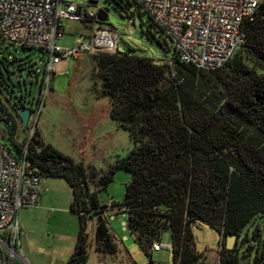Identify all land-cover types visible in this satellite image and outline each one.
Wrapping results in <instances>:
<instances>
[{"label": "trees", "instance_id": "obj_1", "mask_svg": "<svg viewBox=\"0 0 264 264\" xmlns=\"http://www.w3.org/2000/svg\"><path fill=\"white\" fill-rule=\"evenodd\" d=\"M129 1L137 14H146ZM244 30L243 56L233 55L214 71L182 63L176 53L163 62L119 51L91 55L100 81L96 90L109 100L110 117L134 141L128 156L96 181L82 162L43 143L36 133L18 143L13 120V147L6 146L15 158L40 177H65L72 188L71 210L80 217V231L68 264H86V223L94 215L96 250L116 254L108 207L99 203L98 191L108 187L117 169L128 171L130 180L123 203L112 205L128 212L130 232L149 258L147 264H162L151 252L166 230L172 244L169 264H207V256L196 248L197 225L220 235L218 264H244L239 244L231 250L225 245L228 235L239 241L252 218L264 216V5ZM0 40H5L1 34ZM42 89L43 84L41 95ZM15 108L22 123L18 111L25 105Z\"/></svg>", "mask_w": 264, "mask_h": 264}, {"label": "rangeland", "instance_id": "obj_2", "mask_svg": "<svg viewBox=\"0 0 264 264\" xmlns=\"http://www.w3.org/2000/svg\"><path fill=\"white\" fill-rule=\"evenodd\" d=\"M97 1V5H89ZM83 6L84 10L97 13L98 9L108 10V20L102 25L117 32L118 51L139 57H150L156 61H171L175 50L171 40L163 31L152 24L146 14H137L136 6L129 0H61ZM129 8L134 15H129ZM132 21L130 24L129 21ZM65 36L62 45L85 40L93 28L92 23L65 20ZM242 55L241 49L236 51ZM234 54V55H235ZM47 56L37 49L17 48L7 40H0V130L5 145L13 147L11 130L16 123L15 140L27 143L37 134L40 141L50 144L76 162H82L96 181L102 174L124 160L134 149L130 133L110 117L109 100L100 96L97 80V65L88 54L79 60L70 58L61 61L51 75L47 90L43 89V103L37 125L30 134L31 125L24 127L15 106L21 102L34 108L41 96ZM9 117V119H8ZM130 173L117 169L112 182L106 189L98 191L101 205L123 203L125 187ZM42 194L39 209L23 208L19 212V257L14 255L13 264H68L75 251L80 231V217L71 210L73 191L65 177H40ZM108 227L114 234L116 254L101 253L95 246L96 215L87 219L86 233L90 246L87 248L86 264H147L146 257L136 245L130 231L123 230L126 217L122 206L107 211ZM259 230V236L255 231ZM196 248L207 256V264H218L220 235L206 225L193 228ZM246 237V239H245ZM158 242L171 245V233L162 232ZM240 242V243H239ZM240 260L244 264H264V216L257 214L245 227L239 241ZM156 263H171V250L163 248L152 251Z\"/></svg>", "mask_w": 264, "mask_h": 264}, {"label": "built area", "instance_id": "obj_3", "mask_svg": "<svg viewBox=\"0 0 264 264\" xmlns=\"http://www.w3.org/2000/svg\"><path fill=\"white\" fill-rule=\"evenodd\" d=\"M170 38L180 62L197 69L214 71L224 67L246 40L245 24L256 19L264 0H134ZM61 0H0V34L15 47L37 49L47 56L43 90L56 66L63 60L79 59L84 54L116 53L119 36L103 27L96 13L83 6ZM65 20H90L94 25L88 40L63 46ZM129 23H132L130 20ZM41 97L43 98V92ZM42 101L31 108L30 134L37 125ZM44 190L40 176L28 170L0 142V264H13L19 257V212L39 208ZM112 203L107 211H113ZM123 230L130 231L129 214ZM106 218L112 219L106 212ZM172 246L154 242L152 251Z\"/></svg>", "mask_w": 264, "mask_h": 264}, {"label": "water", "instance_id": "obj_4", "mask_svg": "<svg viewBox=\"0 0 264 264\" xmlns=\"http://www.w3.org/2000/svg\"><path fill=\"white\" fill-rule=\"evenodd\" d=\"M97 1H89V5L96 6ZM96 19L98 22L105 23L108 20V10L107 9H98L96 13ZM18 114L22 120V124L24 127L28 125L29 118L31 115V109L28 107L22 108L18 111ZM4 138V132L0 130V140ZM237 236L236 235H228L226 239V249L231 250L235 247Z\"/></svg>", "mask_w": 264, "mask_h": 264}, {"label": "crops", "instance_id": "obj_5", "mask_svg": "<svg viewBox=\"0 0 264 264\" xmlns=\"http://www.w3.org/2000/svg\"><path fill=\"white\" fill-rule=\"evenodd\" d=\"M92 32V31H91ZM91 32L88 34V35H86V38H88L89 36H90V34H91ZM63 40H61L59 43H61ZM76 42H78V41H75V42H73L72 44H70V45H63V46H73ZM62 45V44H61ZM89 55V54H88ZM91 56V55H90ZM81 58V57H80ZM79 58V59H80ZM79 59H77V60H79ZM41 202H42V198H41ZM41 202H40V207H41ZM39 207V208H40ZM39 208H33V209H39Z\"/></svg>", "mask_w": 264, "mask_h": 264}, {"label": "clouds", "instance_id": "obj_6", "mask_svg": "<svg viewBox=\"0 0 264 264\" xmlns=\"http://www.w3.org/2000/svg\"><path fill=\"white\" fill-rule=\"evenodd\" d=\"M31 109V108H30Z\"/></svg>", "mask_w": 264, "mask_h": 264}]
</instances>
